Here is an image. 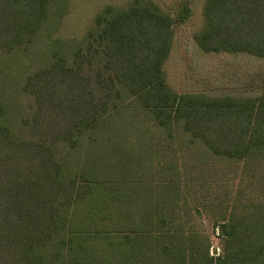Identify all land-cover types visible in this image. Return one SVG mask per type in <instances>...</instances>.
<instances>
[{
    "label": "trees",
    "instance_id": "trees-1",
    "mask_svg": "<svg viewBox=\"0 0 264 264\" xmlns=\"http://www.w3.org/2000/svg\"><path fill=\"white\" fill-rule=\"evenodd\" d=\"M65 1L0 0V264H264V199L230 208L211 256L157 132L171 151L199 145L242 165L264 190V94L171 90L163 64L189 1L173 16L150 0L107 6L81 41L50 39L41 66L15 72ZM204 16L203 52L264 59V0H208Z\"/></svg>",
    "mask_w": 264,
    "mask_h": 264
},
{
    "label": "rangeland",
    "instance_id": "rangeland-1",
    "mask_svg": "<svg viewBox=\"0 0 264 264\" xmlns=\"http://www.w3.org/2000/svg\"><path fill=\"white\" fill-rule=\"evenodd\" d=\"M133 1L66 0L62 6L65 14L59 27L51 37L43 38V42L32 49V58L26 57L28 53L22 54L20 62V59L15 58L18 63L13 67L14 71L16 72L15 67L23 69L24 75L31 68L41 66L43 63L40 64L39 59L44 58L43 54L50 52V39L60 38L69 44L73 40L81 41L93 27L96 15L105 7L127 8ZM150 1L161 10L169 12L171 16L183 1H189L192 8L191 18L186 23L174 27L171 51L163 64L165 82L172 91L178 95L235 98H258L264 94L263 58L245 53H205L196 44L195 36L201 33L205 26L204 9L208 0ZM35 58L38 61H35ZM22 75L20 77H23ZM157 132L161 145H168V141L158 129ZM161 145L158 144L156 150L161 149ZM166 145L162 155L166 158L175 157L182 172V193L192 208V228L203 237L205 243H209L210 255L216 257L222 253V238L217 224L227 218L232 206H235L239 216L250 213L253 209L248 206L264 199V190L259 189L256 183H250L253 182L251 175L243 172L242 165L219 160L199 145L196 148L186 147L174 141V151L169 150ZM158 158L154 155L147 164L161 167L162 163L158 166ZM188 181L190 184L184 186ZM192 181L195 184H192ZM250 184L251 189L247 188Z\"/></svg>",
    "mask_w": 264,
    "mask_h": 264
}]
</instances>
